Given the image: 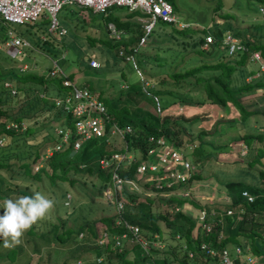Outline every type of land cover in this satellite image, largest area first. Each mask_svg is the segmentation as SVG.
<instances>
[{
    "label": "trees",
    "instance_id": "obj_1",
    "mask_svg": "<svg viewBox=\"0 0 264 264\" xmlns=\"http://www.w3.org/2000/svg\"><path fill=\"white\" fill-rule=\"evenodd\" d=\"M249 3H254L255 7L251 8L258 11L257 8L264 4V0H247L245 6L250 7ZM230 4L234 5V7L236 6L234 0H230ZM171 5L174 7L173 3H171ZM83 8L84 7H77L79 10ZM113 8L112 6L107 9L104 14H101L104 28L102 29L107 33L105 23L106 21H112L117 28H120L123 32L125 30L127 33L117 39L113 36H108V34L102 38L85 34L84 40L87 41L88 46L92 45V47L86 50L87 55L95 57L92 55L98 50L102 57H106L109 54L111 58L117 56L121 61L129 62L124 59V55L131 53L134 57L137 46L141 45L144 50L139 51L138 57H140L141 63L145 65L150 63V68L147 71L145 70V75L141 70L139 71L141 75L148 76L143 79L148 80L151 86L143 90L139 78L136 82H127L123 80L122 82L125 83V87H120L118 85L114 91L108 88H98V91H96V86L89 88L85 82L80 86L86 87L89 91L96 93L97 97L105 104L107 112L112 115L119 124L127 123L131 126V131L124 135L128 150L138 152L139 156L144 158L147 151L156 146V138L160 136L162 139L171 142V144L175 146L174 148L180 150L184 156H187V153L190 154L192 161H201L210 157V152H215V154L219 152V148L215 150L217 147L212 140L203 138L204 135L211 134L210 136H212L213 133L218 132L219 127H216L217 124H229L237 121L243 123V125L247 124L249 127V125L255 121L252 118L256 117V113L260 112L261 115H264V110L258 111L257 109L256 111L247 108L242 100L245 95L254 92L256 89L260 92H264V75L256 76L252 82H250L251 80H245V76H251L257 73L259 68V63L250 59V50H258L261 57L264 59V14L257 12V14L261 15L260 19H254L249 23V26L239 28V26L232 22L233 16L231 12L225 11L224 14H221L226 22L225 26L213 25L212 31L203 28L200 32L194 28H190L192 32H187L189 28L163 22L165 23L163 25H169L182 36L180 40L171 42V45L174 46L171 49L172 54L171 52L170 54L166 52L167 54L161 55L159 52H163L165 49L163 50L162 46H156L159 42L158 38L160 34L152 39H147L141 44H137L138 38L141 35L140 27L134 18L137 12H128L124 10L128 15H111L110 13ZM218 8L219 6L217 4V9ZM77 19L78 18L74 19L76 22L78 21L77 24H74V28L76 25L81 26L82 23H85L83 19L80 18V22ZM0 22L7 23L1 18ZM131 24H136L138 27L135 28L133 26L132 28ZM161 29L164 31V27ZM225 31L231 32L243 42L246 51L235 52L233 54H228L224 51L223 45L220 44L219 41ZM208 33L213 36V42L208 43L204 48L202 47V43L204 42V36ZM81 37L83 36H77L78 39ZM179 44L183 47L184 45H189L191 48L189 53L191 55H180L181 53L177 48ZM93 45L97 47L93 48ZM78 46L77 42L72 43L70 51L74 64L82 67L77 69L80 71V74L87 70L91 73L90 70L93 68H101L102 63L100 64V62L97 67L89 66L87 61L83 62V60H81L83 53L78 49ZM133 47H136L135 51L132 50ZM155 47H157V49H155ZM118 49H121L123 54L119 55L117 52ZM213 49H219L220 51L209 56V52L213 54ZM177 56H179L180 60L178 62L179 68L175 67L170 70L172 60L177 58ZM11 62L12 61L5 60L7 64ZM135 64L136 67L139 68L136 60ZM253 64H255L256 68ZM50 68L48 67L47 72L40 73L38 70L20 71L14 68V66L7 68L0 66V137L5 138L7 135L21 132L23 136L33 133V127L30 125L27 126V123L33 122L30 119L32 118L34 120L39 114H44L45 111L48 112L51 109V114L53 113V109L57 112V115L54 114L52 116L57 118L58 125L70 123V115H65L59 108H54L52 100L48 98L47 95H49L51 90L53 94H59L62 91L66 92L67 88L69 89L70 87L64 85L62 80L68 79L72 82L71 78L73 74L72 72L65 74L63 71L62 75L59 74V72L50 74ZM4 81L10 83L16 94L11 93L10 87L4 85ZM157 84H161L163 87H156ZM40 91L43 92L42 96H38ZM147 92L156 94L159 96V100L162 94L170 95L175 99V101H172L176 103L175 105H177V103L188 105L209 104L219 106L224 110L232 107L237 112V115L230 120L218 122L210 132L200 130L195 135L198 142L195 144L190 143V146H186L185 141H182V139L192 140L194 138L187 133L188 131L183 128L182 124H190L199 121L206 115L205 113L207 110L194 112L191 115L183 114L182 112L174 114L170 111H164L167 107L161 104V112L157 113L154 109L153 99ZM26 97H29V99L27 100ZM40 102L42 106L37 109L32 116H27L26 111L29 110V106H34L35 103L38 104ZM50 120H52V118ZM8 121L24 122L26 126L22 130H10L5 127ZM166 121L181 124V129L179 128L177 130L175 128L172 131V133L177 136L176 139L170 135V130L164 126ZM179 132H181V135L178 136ZM148 137L152 138L148 139ZM46 139L51 138L47 137ZM52 139L53 141L58 139V135L55 134V132ZM1 142L5 144L3 145L4 148H11L6 139H4V141L1 139ZM253 142H255V144L252 147ZM95 144L105 145V142L101 138H92L81 144L79 147L80 149L83 146L81 151H79V149L74 150L72 144L68 145L63 150L53 151L44 159L43 164L34 171H31V164L38 162V155L35 153L34 157L29 159L27 154L26 161L28 164L23 171L24 176L30 181H37L38 187L44 190L43 186L45 182L42 175L47 177V182L56 183L54 181L55 179H57L59 183L66 181L69 184L67 188H70L74 186V178L68 176L70 170L75 172L78 171V173L81 174L87 172L89 176H92V178L90 177V179H88L91 185H97L99 188L102 187L103 189L110 183V168H100L96 160L99 156L109 153L114 148L110 145L111 147L105 149L100 148L94 152L92 151L91 155H88L89 148L93 147ZM244 144H246V149L250 150L248 152L245 149L244 152H246V156L240 157H242L243 160L247 157V159H245L247 167L254 173L250 174V178L247 181L244 179L218 180L215 177L214 179L219 183L223 181V186L227 189L229 196L224 200H202L198 197H193L192 193L186 196H180L175 193L161 195L157 191L154 192L152 187H148L151 184L150 181L144 180L146 174L142 176L140 181H138V179L141 175L135 178V167L139 159H136V161L132 162L129 166L125 164L120 165L117 171L124 179L134 180L135 184L139 185V188L148 187L147 190H152L148 192V194L143 191L144 188L141 191H131L128 189V184L125 183L122 185L120 193L117 195L124 203V211L121 217L126 222L137 224L144 232V236L149 240L146 250L142 249L137 243H124V245L121 246V250L123 251H117V249L111 248L110 235L119 234L124 231L126 227L122 223H114V218L117 214L114 203L102 193V197L105 201L109 203L110 206H112L111 203L113 204L111 214L104 216L100 215L98 217L99 221L103 222L102 228L106 229L109 235L107 241L102 244L96 242L99 233L94 226L95 220L90 222L84 220L72 229V227L61 228L64 220L59 217L57 219L58 223L50 224L49 229L45 232L43 230H37V228H39L37 221V223L26 231V235H29L32 239L33 248L36 247L37 249L38 242H35L37 239L39 243H58L60 246H66L68 248H66L67 250L64 256L58 261L49 259L47 252L43 261L37 259L35 264H70L72 261L79 259L83 252L87 251L94 253L95 258L92 261H85L80 264H110V259L114 257H122V260L126 264H133L134 260L132 261L126 256L124 257V252L126 251L125 246L127 245L131 247L132 250L136 251L135 255L142 253L139 260L143 261V264H167L169 261H175L179 264H193L195 261L220 264L221 262L216 254L225 247L232 255L235 245L241 246L242 253H249L258 260L264 262V161L262 159L264 157V125L261 124L255 131L247 129L240 134H236V136L229 137L227 144L220 145V151L227 152L229 149H232L233 145H239L240 148H242ZM261 147L263 148L260 151ZM122 148L123 145L118 150H122ZM15 152L18 153L17 151ZM78 152L79 155L77 157ZM240 157L233 158V161L239 160ZM93 160H95L94 163L92 162ZM90 161L93 165L90 163L88 165L84 164V162ZM254 161H257V163H255L256 166L252 164ZM80 163L85 167L78 168ZM24 164L25 162L21 163L22 167ZM198 164L199 162L193 164V166L195 167V165ZM46 166L48 169H46ZM209 177L210 175H203L202 170L199 168L190 175L187 180V185L192 186L196 182L199 183V181L207 180ZM29 185L30 184L27 183L25 187ZM60 185L58 188H62V184ZM30 188L31 186L25 189L24 193L18 192L31 195L32 191ZM177 188L178 183H174L170 187L172 191H175ZM241 189H246L252 193L254 198L252 200H246V198L240 194ZM68 194L70 195V198H68V206L71 205V212H73L74 207L70 204L71 194ZM99 196H101V194ZM208 203L218 209H214V213H212L211 219L209 220L212 223L210 231L204 233L201 230V226L195 222V212L202 207L208 210L210 208ZM175 205L178 206L176 210L174 209ZM186 208H188V210ZM233 215L237 218H234ZM220 220L224 222L221 226L218 222ZM160 225L163 226L164 235L166 234L173 237L172 239H175V244H168L165 248H158L151 244V240L154 239L153 235H156V239L164 241ZM219 230H221V234ZM79 231H82L84 235L81 245H77V235ZM175 234L177 236H175ZM202 242L213 249L215 255L210 256L207 252L205 253V249L201 248L200 245ZM47 251H50V249ZM19 252H22L21 247ZM189 252L192 254L191 256H188ZM103 254H105V258L107 259L106 263L100 262L101 258L96 260L97 257ZM28 262L29 260L23 264H28ZM232 264L245 263L240 257H235Z\"/></svg>",
    "mask_w": 264,
    "mask_h": 264
},
{
    "label": "rangeland",
    "instance_id": "obj_2",
    "mask_svg": "<svg viewBox=\"0 0 264 264\" xmlns=\"http://www.w3.org/2000/svg\"><path fill=\"white\" fill-rule=\"evenodd\" d=\"M171 3L174 4V12L177 16L178 20L182 21L186 25L183 26L185 28H189L187 32H192L190 28H194L200 32L201 29H209L212 31V28L215 26H225V20L222 18L221 14H224L225 11L231 12L233 16L232 22L239 26V28H244L243 26H249V23L252 22L254 19H260L261 15L257 14L260 10L257 8L258 11L253 10L252 8L255 7V4L249 3L250 7H246L247 0H234L236 6L230 4V0H169ZM251 1V0H250ZM217 4L219 8L217 9ZM230 4V6H229ZM232 6V7H231ZM261 6H264L262 4ZM78 6L63 4L58 11L56 12V17L58 22L63 25L67 31L66 34L61 36L55 33L48 31V17H44L46 14L44 11L41 13L40 18L36 19L33 23H2L0 22V66L3 68L14 66V68L20 71L22 70H35L39 71L40 73L47 72L48 67H52L57 65L61 71L65 74H69L72 72V81L75 83L76 86L81 87L84 82L90 88L92 86H96L95 90L98 91V88H108L109 90H116L118 85L121 87V83L123 80L127 82H136L139 78L135 69L131 66V62H124L121 61L117 56L112 57L111 55H107L106 57H102L101 53L98 50L94 52V55L97 60H99L100 64L102 63L101 68L98 69H91V73L83 72L80 74V71L77 70L82 68L79 65L74 64V60L72 59V53L70 51L71 44L77 42L78 49L82 51L81 60L86 62L88 60V55L86 50H88L92 45L87 44L85 39V34L92 36V37H105L107 35L105 30H103V20L101 13H94L89 11V8H83L82 10L77 9ZM252 7V8H251ZM122 7H114L112 9L111 15L123 16L128 15ZM261 13V12H260ZM75 14V15H74ZM263 14V13H261ZM84 16V17H82ZM78 18L80 22V18L84 20L85 23H82L81 26L76 25L75 28L73 27L76 22L74 20ZM136 23V22H135ZM165 23L161 21H156L150 33L146 36V39L143 41L145 42L147 39H152L159 35V42L156 46L163 48V52H159L161 55L167 54L171 52L172 48L174 47L171 45V42L175 40H180L182 36L179 32L173 30L169 25H163ZM168 24V23H167ZM132 25V24H131ZM163 25V26H162ZM136 27H140L136 24L132 25ZM164 27V31L161 29ZM103 28V29H102ZM249 29V28H248ZM247 29V30H248ZM74 30V31H73ZM246 31V30H244ZM250 31V29H249ZM127 32L124 30L122 35H125ZM163 33V34H161ZM83 36L81 38H77ZM13 37H18L20 39L27 40L28 44L24 46H17V45H5L4 39H12ZM86 41V42H85ZM90 44V43H89ZM93 48H96V45H93ZM177 48L180 51V55H191L189 50L191 49L189 45H178ZM157 49V47H155ZM143 47L141 45L137 46L136 52H134V58L137 61V65L139 70L145 75V70L147 71L150 68V63L143 64L141 63L140 57H138L139 51H143ZM219 49H213L212 53L209 52V56H212L218 53ZM167 52V53H166ZM166 56V55H165ZM186 58V57H184ZM5 60L12 61L11 63H5ZM179 56L172 60L170 65V70L177 67L179 68ZM149 62V60H148ZM177 64V65H175ZM45 66V67H44ZM253 66L256 68L255 64ZM144 68V69H143ZM98 72V73H97ZM142 74V75H143ZM144 77H148L146 76ZM259 76V74L254 73L251 76H245V80H251L250 82L254 81L253 79ZM8 82V81H7ZM1 83V80H0ZM154 85V84H153ZM152 85V86H153ZM162 88L163 85L157 84L156 87ZM256 88V87H255ZM52 95V90L49 92ZM16 94V93H14ZM43 92L40 91L38 96H42ZM31 96V95H30ZM29 96V97H30ZM29 97H26L28 100ZM51 97V96H50ZM159 97V96H158ZM244 104L247 108L252 110L258 109V111L264 110V92H260L256 89L254 92L247 94L242 99ZM20 101V99H19ZM175 99L172 96H168L165 94L160 95V103L162 105H166L167 108L164 111H170L171 113H179L182 112L183 114H193L194 112L206 111V115L202 117L199 121L194 123H183V128H185L187 133L191 135L194 139H182L185 141L186 146H190V143H197V139L195 135L200 130H204L205 132H210L214 125L218 122L224 120H230L237 115V112L234 108L229 107L228 109L224 110L223 108L216 106V105H198V104H184V103H177L175 105ZM42 106V103H38L34 106L30 105L29 110L26 111L27 116H32L34 112ZM171 106V107H170ZM169 107V108H168ZM15 110V109H14ZM52 110V109H51ZM51 110L48 111L46 114H39L37 118L34 120L31 118L30 120L33 121L31 123H27V126H32L34 132L31 134H27L23 136V133H15L12 135H7L4 139L8 141V144L11 148H4L2 142L0 143V206H2L3 201L6 198L16 199L20 196H25L24 193L25 189L31 186L30 190L33 193L34 191H40L47 195L49 198L54 199L55 207L53 210L44 218L38 221L39 228L38 231L43 230L44 232L49 229V225L52 223H58L57 219L61 217L64 221V227H76L79 223L83 222L84 220L92 221L95 220L94 226L96 231L102 228L103 222L99 221L98 217L100 215L104 216L107 214H111L113 210V204L110 206L109 203L105 201L102 197L103 189L102 187L99 188L97 185L92 186L88 179L92 176H89V173L81 174L70 170L68 176L74 178L73 187L67 188L68 183L66 181H62L59 183L57 179L54 181L56 183L47 182V177L42 175V178L45 182L43 189L38 187V182L30 181L26 176H24L23 171L27 166V154L29 159L34 157L36 153L38 155V162L31 164V171L36 170L39 166L43 164V161L47 157H41L43 148L47 145H50L53 142L54 136V127L58 125L57 118H54L52 115H57V112L54 111L51 114ZM52 118V120H50ZM252 118V117H251ZM253 121L249 127L247 124L243 125L241 122L234 121L233 123L229 124H217L216 127H219L218 132L213 133L212 136L209 134L204 135L203 138L206 140H212V142L216 145L217 148L215 150H219L215 154V152H210V157L207 159L199 160V161H192L190 154H186L184 156L188 159L192 164L198 163L195 165L194 172L197 169H201L203 175H210L207 180H202L193 184L192 187V195L195 198L205 199V200H224L227 198L228 192L227 189L223 186V181L220 183L215 180H248L250 178V174L254 173L251 169L247 167L245 162L246 152L243 153V150L240 151L239 145H229L232 149L229 151L224 152L220 151L221 146L223 144H227L229 137L236 136V134H240L244 131L252 130L255 131L259 128L261 124L264 125V115H261L260 112L256 113V117L252 118ZM35 123V124H33ZM170 130V135L176 139V135L172 133L173 129H181V124H176L171 121H166L164 123ZM180 131V130H179ZM186 133V132H185ZM18 135V136H17ZM181 135L179 132L178 136ZM15 137V138H14ZM47 137L51 139H46ZM3 139V141H4ZM25 144V145H24ZM255 142H253L252 147L254 146ZM258 144V143H257ZM118 150L123 145V140L117 135L109 136V143L105 145H98L95 144L93 147L89 148L88 155L92 154V151H96L98 149H105L111 146ZM221 145V146H220ZM246 145V144H244ZM185 146V145H184ZM83 147V146H82ZM81 147V148H82ZM175 147V146H174ZM81 148L79 151H81ZM248 148V147H247ZM263 147H261L260 151ZM248 152L249 150L246 149ZM17 151L18 153H16ZM24 152V153H23ZM136 158L139 156L138 152H134ZM79 152L77 153V157ZM174 153L168 155V158L174 157ZM240 157L239 160L233 161V158ZM264 161V157L262 158ZM22 167L21 163H24ZM93 163L95 160L92 161ZM90 162H84L85 165ZM257 161H254L252 164L256 166ZM85 167L82 163L79 164L78 168ZM46 169L47 166H46ZM139 176L138 181L141 180L142 176ZM30 181V182H29ZM39 181V180H38ZM27 183L30 184L28 187ZM62 184V188H58L59 185ZM139 186V185H138ZM25 187V188H24ZM61 187V185H60ZM65 187V190H64ZM67 188V189H66ZM144 188V189H143ZM148 187H141L144 192H150L152 190H147ZM34 189V190H33ZM64 190V191H63ZM22 193H19V192ZM65 193V194H64ZM68 193L71 194V203L74 207L73 212H71V205L68 206V202L65 201L68 198ZM29 194V193H27ZM101 194V196L97 195ZM64 196V197H63ZM70 196V195H69ZM70 198V197H69ZM63 204V205H62ZM210 208L208 210H214L212 204L208 203ZM172 205V204H171ZM170 205V206H171ZM169 206V208H170ZM172 208V207H171ZM218 209V208H216ZM188 210V208H187ZM192 211V210H191ZM193 212V211H192ZM3 213V209H0V214ZM234 218H237L233 215ZM223 220L219 221V224ZM70 229V228H69ZM71 229V230H72ZM160 230L162 231V237H164V241L161 240V245L164 242L165 248L168 244H175V239L168 235H164L163 226L160 225ZM141 235H144V232L141 230ZM84 235H77V245H81L83 243ZM175 236H177L175 234ZM110 239V238H109ZM32 239L29 235H26V232L21 237V242L14 247H5L4 242L0 239V264H23L29 260L28 264H35L36 260L43 261L47 252L49 255V259L51 260H60L65 252L66 248L60 246L58 243L44 244L39 243L38 239L35 240L37 243L36 247L33 248ZM125 240L122 238V245ZM76 246V245H73ZM20 247L22 248V252L20 251ZM232 247V246H231ZM126 251L124 252V257L126 256L128 259L134 260L133 264H143V261L139 260L141 258V254L135 255L136 251L132 250V248L125 246ZM160 248V247H158ZM50 249V251H47ZM123 251V250H119ZM28 252V253H27ZM27 253V254H25ZM137 256V257H136ZM29 258V259H28ZM95 258V254L92 252H83L79 259H76L71 262V264H80L81 262L85 261H92ZM101 261L105 262L107 259L105 258V254L100 255ZM28 259V260H27ZM95 261V260H94ZM97 262V261H96ZM99 263V262H98ZM110 264H126L122 257L111 258Z\"/></svg>",
    "mask_w": 264,
    "mask_h": 264
},
{
    "label": "built area",
    "instance_id": "obj_3",
    "mask_svg": "<svg viewBox=\"0 0 264 264\" xmlns=\"http://www.w3.org/2000/svg\"><path fill=\"white\" fill-rule=\"evenodd\" d=\"M76 5L78 7L89 8L94 13L104 14L110 7H122L128 12H137L135 15L136 22L140 25L141 35L138 38L137 44H141L146 36L152 30L156 21L169 22L185 26L186 22L178 20L171 3L168 0H0V18L9 23H33L36 19L40 18L41 13L44 11L46 14L44 17H48V30L57 35L66 34L67 29L58 22L56 12L63 5ZM261 13L264 14V6L258 8ZM108 36H113L116 39L120 38L123 31L117 28L112 21H106L105 23ZM213 42V36L206 34L204 36V42L202 47H206L208 43ZM220 44L223 45L224 51L228 54L235 52L246 51V47L234 34L229 31H225L220 38ZM5 45H27V40L13 37L12 39H4ZM136 47H133L135 51ZM118 54L121 55L122 50L118 49ZM250 59L259 63L257 74L264 75V59L261 57L258 50H250ZM124 59L131 62L135 69L139 79L141 80L143 90L146 87L151 86V83L143 79L139 69L135 64V58L131 53L125 54ZM87 63L91 67L99 66V61L95 57L88 56ZM50 74H63L57 65H54L49 70ZM263 73V74H262ZM62 83L69 86V91L56 94L53 96L54 105L61 110L62 113L70 115V123L66 125H58L54 128L55 134L58 135V139L53 141L50 145H46L41 157H48L53 151L63 150L68 145L72 144V148L79 149L81 144L92 138H101L105 144L109 143V136L117 135L123 140L122 150L113 149L109 153L102 154L96 160L97 165L100 168L109 167L110 183L103 188V194L106 198L114 203L116 209V216L114 218L115 224L122 223L126 229L119 234H112L113 245L120 249L122 244V238L124 243H137L142 249L147 248L149 240L144 235H141V229L137 224L126 222L121 216L124 211V203L117 195L120 193V189L123 184H128V189L131 191H141L142 189L135 184L134 180L124 179L118 173V167L120 165L129 166L132 162L139 159L135 167V173L137 178L139 175L146 174L144 176L145 181H150L148 187H152L154 192H158L161 195H168L175 193L180 196H186L190 194L191 185H187V180L193 173V164L184 157L182 152L174 148L171 142L162 139L160 136L156 138V146L150 148L146 156L136 158L133 151L128 150V145L124 140V135L131 131V126L127 123L119 124L112 115L107 112L105 104L97 97L96 93L89 91L86 87H78L68 79H63ZM4 85L10 87L11 93H14V88L9 82L4 81ZM121 87H125V83H121ZM148 93V92H147ZM154 109L157 113L161 112V103L159 97L156 94H151ZM26 124L24 122L8 121L6 128L10 130H22ZM152 137H148L151 139ZM1 143V138H0ZM244 149V150H243ZM246 146L242 145L243 152ZM174 153V157L168 158V155ZM264 182V181H263ZM178 183V188L175 191L170 189L171 185ZM193 186V185H192ZM148 194V192H145ZM240 194L246 198V200H252L254 195L246 189H241ZM69 198V194H68ZM68 198L65 199L68 202ZM178 206H174L176 210ZM187 209V208H186ZM190 210V209H189ZM214 210H206L205 208L199 209L195 212V222L201 226L202 232H209L212 223L209 221ZM219 222V221H218ZM221 234V230H219ZM108 233L106 230H101L97 239L98 244H102L107 241ZM154 239L151 240V244L156 247L162 248L164 242L161 245V240L156 239V235H153ZM201 248L205 249V253L213 256L214 250L205 243H201ZM241 246L235 245L233 247V254L231 255L227 248L223 247L217 255L222 264H232L235 257H240L244 260L245 264H264L263 261L258 260L256 257L249 253H242ZM192 254L189 252L188 256ZM234 256V257H233ZM97 257L96 260H99ZM220 263V264H221ZM71 264V263H70ZM167 264H179L175 261H169ZM193 264H215L210 262L201 263L195 261Z\"/></svg>",
    "mask_w": 264,
    "mask_h": 264
},
{
    "label": "clouds",
    "instance_id": "obj_4",
    "mask_svg": "<svg viewBox=\"0 0 264 264\" xmlns=\"http://www.w3.org/2000/svg\"><path fill=\"white\" fill-rule=\"evenodd\" d=\"M54 207V199L40 191L16 199L6 198L0 206L3 209L0 214V239L4 246L14 247L19 244L24 233L37 221L44 219Z\"/></svg>",
    "mask_w": 264,
    "mask_h": 264
},
{
    "label": "crops",
    "instance_id": "obj_5",
    "mask_svg": "<svg viewBox=\"0 0 264 264\" xmlns=\"http://www.w3.org/2000/svg\"><path fill=\"white\" fill-rule=\"evenodd\" d=\"M48 31H49V30H48ZM50 32H51V31H50ZM20 67H21V66H19L18 69H19ZM44 67H45V66H44ZM72 82H73V81H72ZM74 84H75V83H74ZM68 91H69V89L67 88V91H66V92H68ZM60 93L62 94V93H64V92L62 91V92H60ZM60 93H59V94H60ZM56 94H58V93H55V94L52 93V95H51V93H50L49 95H47V97L50 98V99L52 100V102H53V98H52V97L55 96ZM50 96H51V97H50ZM53 104H54V103H53ZM54 108H57V107L54 105ZM46 113H47V111H45L44 114H46ZM44 114H43V115H44ZM67 124H69V123H67ZM65 125H66V124H65ZM57 126H58V125H57ZM55 127H56V126H55ZM55 127H54V128H55ZM0 138H1L2 140L4 139V137H0ZM103 229H104V228L100 229L98 233H100V231L103 230ZM104 230H106V229H104ZM78 234H80V235L82 234V235H83V232H82V231H79ZM98 237H99V235H98ZM98 237H97V238H98ZM110 242H111V248H112V249H117V251H119V250L122 249V247H121L122 244H121V246H120V249H118L117 246H114V245H113V239L111 238V235H110ZM121 242H122V241H121ZM123 245H124V242H123ZM129 248H130V247H129Z\"/></svg>",
    "mask_w": 264,
    "mask_h": 264
}]
</instances>
